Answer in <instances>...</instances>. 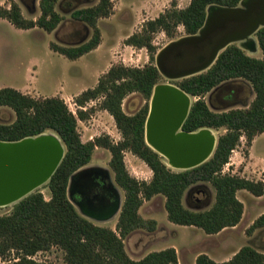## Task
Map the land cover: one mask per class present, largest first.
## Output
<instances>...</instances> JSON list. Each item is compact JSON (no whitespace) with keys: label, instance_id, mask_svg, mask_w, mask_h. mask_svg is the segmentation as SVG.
Masks as SVG:
<instances>
[{"label":"trees","instance_id":"16d2710c","mask_svg":"<svg viewBox=\"0 0 264 264\" xmlns=\"http://www.w3.org/2000/svg\"><path fill=\"white\" fill-rule=\"evenodd\" d=\"M9 1L11 7L0 5V18L8 19L19 29L39 27L52 32L63 21L57 10L61 0H40L41 15L36 20L25 18L20 5L14 0ZM241 1L191 0L184 8L173 1L171 7L148 20L140 32L125 40L127 45L146 48L150 55L149 63L143 67L113 65L100 77L96 87L83 91L77 99L78 103L84 104L104 95L101 108L114 117L123 136L118 143H113L109 136L82 141L78 117L61 97H34L12 87L0 88V107L8 106L16 113L14 121L0 123V140L18 141L54 131L66 147L61 164L47 184L51 198L46 200L41 191H35L15 204L9 214L0 215L1 259H7L9 264H52L38 261L33 256L39 251L59 247L65 252L67 264H179L174 247L150 252L138 260L131 258L125 247L124 239L132 232L156 229V220L144 219L139 210L145 200L158 194L166 197L168 219L173 223L196 226L207 234H217L241 222L244 203L237 192L247 190L257 197L263 196L264 181L224 173L223 170L243 136L251 144L255 136L264 133V27L256 32L262 57L252 56L242 47L231 44L221 51L208 70L173 81L189 96L198 98L190 108L184 131L226 129L219 136L209 160L190 169L174 171L145 138L149 100L155 87L166 79L155 63L158 48L153 42L154 34L163 31L175 37L180 26L186 35L196 34L204 26L210 6L235 7ZM113 10L114 0H99L94 6L73 9L72 18L92 28V36L78 46H62L53 42L51 49L70 59L80 58L96 49L101 43L98 20L110 17ZM236 79L251 84L255 97L250 106L212 110L204 96L223 83ZM133 93L141 94L146 103L138 112L129 115L123 110V101ZM88 115V112H79L80 119ZM98 146L111 152L109 165L125 192L115 230L82 215L68 197L70 177L91 161ZM126 150L151 168L153 177L150 181L139 180L130 174L124 161ZM203 183H209L215 190L213 206L206 210L187 208L183 201L185 193L192 186L199 187ZM261 228H264V213L253 222L248 233ZM13 251L15 256L11 257ZM196 264H264V252L253 245H245L228 261L218 262L201 253Z\"/></svg>","mask_w":264,"mask_h":264},{"label":"rangeland","instance_id":"374dc122","mask_svg":"<svg viewBox=\"0 0 264 264\" xmlns=\"http://www.w3.org/2000/svg\"><path fill=\"white\" fill-rule=\"evenodd\" d=\"M14 1L20 5L25 18L36 20L41 15L40 0L34 2L26 0L28 6L23 0ZM173 1L178 4V7L184 8L189 5L191 0H114L117 13L113 10L114 15L111 14V19L98 20L103 45L99 50H93L77 59H70L54 51L50 44L54 42L62 46H78L90 39L93 29L89 27V31H87L86 25L74 20L71 12L75 8L94 6L99 0H61L57 5V10L63 16V21L52 31L53 33L39 27L28 30L19 29L8 19L0 18V86L1 88L6 86L17 88L34 97H61L78 117V131L82 141L87 142L99 136H109L113 143H118L123 140V136L114 117L101 108L104 95L84 104L78 103V96L83 91L96 87L103 75L102 71L106 68L110 69L117 64L131 67H143L148 64L150 61L148 50L127 45L125 40L130 35L140 32L148 20L158 17L161 12L171 7ZM0 5L11 7V2L0 0ZM83 32L86 33L84 39L81 36ZM126 36L128 37L126 38ZM184 36H186L184 28L180 26L175 37H170L161 31L154 34L153 42L159 52L170 42ZM254 38L257 42L256 35ZM232 44L242 47L252 56L262 57V50L258 42L257 50H251L241 42ZM165 81L167 79L161 80V82ZM232 81H237L245 87L246 90L242 92L243 97L235 104L216 108L209 103L211 91L204 96V100L212 110L224 111L250 106L255 97L251 84L244 80ZM190 98L192 106L198 98L193 96ZM145 103L141 94L133 93L124 99L123 110L129 115H133ZM80 111L88 112V117L80 119ZM15 119L16 113L12 108L0 107V123H10ZM214 132L218 139L226 132V129L220 128ZM46 133L56 134L54 131ZM161 157L172 170H182L171 165L163 155ZM110 159L111 152L108 149L99 146L95 148L92 163L100 164L111 170ZM124 161L132 176L144 181L152 179L151 168L131 151L124 152ZM229 162H232L233 165L226 164L224 173L239 175L255 181H264V133L255 136L251 144L243 136ZM47 184L40 186L35 191H41L44 198L49 200L51 192ZM197 186H192L187 190L183 200L184 205L192 210L209 209L215 202L216 193L213 186L209 183ZM121 191L124 201L125 192ZM237 196L244 203V219L236 227L225 229L221 235L207 234L199 227L171 222L165 207L166 197L162 194L145 200L140 207V215L146 220H156L157 226L154 231L138 229L129 234L124 239L128 254L131 258L138 260L150 252L174 247L178 253L179 264H196V258L201 253H206L215 261L220 262L225 258L233 257L245 245H253L259 251L264 252V228L248 233L249 227L264 213V195L257 197L247 190H240ZM19 201L0 206V215L9 214ZM118 219L117 216L113 220L105 222L92 221L115 230ZM14 254L13 251L11 257H14ZM33 258L52 264H67L65 252L59 247L39 251ZM0 263L9 264V261L0 258Z\"/></svg>","mask_w":264,"mask_h":264},{"label":"water","instance_id":"95a60500","mask_svg":"<svg viewBox=\"0 0 264 264\" xmlns=\"http://www.w3.org/2000/svg\"><path fill=\"white\" fill-rule=\"evenodd\" d=\"M37 1V0H34ZM264 27V0H242L235 7L210 6L204 26L198 33L186 35L163 47L156 56V66L169 80H179L208 70L221 51L235 42L246 40L257 48L256 32ZM154 115L146 121V142L182 170L209 160L218 139L213 129L178 132L191 108L190 96L178 87L157 85ZM183 118L172 113L175 106ZM65 156V145L57 134L42 133L18 141L0 140V205L23 199L47 184ZM75 172L70 179L73 182Z\"/></svg>","mask_w":264,"mask_h":264},{"label":"flooded vegetation","instance_id":"af4514ba","mask_svg":"<svg viewBox=\"0 0 264 264\" xmlns=\"http://www.w3.org/2000/svg\"><path fill=\"white\" fill-rule=\"evenodd\" d=\"M23 2L27 5L26 0H23ZM86 30L89 31V28L87 27ZM81 36L83 39L86 38V33L83 32ZM173 81L175 80L167 79V81L161 82L158 85L177 87ZM244 90H246L245 87L239 82L227 81L210 93L209 103L216 108L235 104L243 97L242 92ZM244 96L246 97L247 93ZM152 98L153 95L149 100L148 118L150 115H154L157 106L158 98L156 97L154 102ZM174 109L169 115L173 114L174 117L183 118L184 111H182V107L180 108L179 105H176ZM183 125L178 132H186ZM92 159L87 165L76 171L80 172L75 176L72 183L69 181L68 197L78 211L88 219L98 222L113 220L117 216H120L123 208L124 201L121 191L123 189L117 183L115 173L111 167L112 171L100 164L92 163Z\"/></svg>","mask_w":264,"mask_h":264},{"label":"crops","instance_id":"0c3cea01","mask_svg":"<svg viewBox=\"0 0 264 264\" xmlns=\"http://www.w3.org/2000/svg\"><path fill=\"white\" fill-rule=\"evenodd\" d=\"M153 6V5H152ZM115 8H114V12H116V9H117V6H114ZM117 13V12H116ZM112 15H114V13L112 14ZM112 15H111V17H108L107 19H111L112 18ZM101 19H103V18H101ZM104 19H106V18H104ZM34 29H36V28H34ZM51 33H53V32H51ZM129 36V35H128ZM128 36H126V38L128 37ZM103 45V41H101V43H100V45L96 48V49H94V51H97V50H99V48L101 47ZM93 51V50H92ZM109 70V68H106L104 71H102V74H104V73H106L107 71ZM7 87V86H6ZM0 88H1V86H0ZM4 88V87H3ZM17 89V88H16ZM229 165H233V163L232 162H229ZM240 191V190H239ZM238 191V192H239ZM237 192V193H238ZM260 197H262V196H260ZM239 198V197H238ZM240 199V198H239ZM242 201V200H241ZM243 202V201H242ZM244 215H245V211H244V214H243V217H242V220L241 221H243V219H244ZM236 227V226H235ZM231 228H234V227H231ZM225 229H228V228H225ZM225 229H223L221 232H219V233H217V234H215V235H221L222 233H224V231H225ZM169 248V247H168ZM164 249H166V248H164ZM161 250H163V249H161ZM157 251H160V250H157ZM232 258V256L231 257H228V258H225V259H223V260H220V262H224V261H228V260H230Z\"/></svg>","mask_w":264,"mask_h":264},{"label":"bare ground","instance_id":"6f19581e","mask_svg":"<svg viewBox=\"0 0 264 264\" xmlns=\"http://www.w3.org/2000/svg\"><path fill=\"white\" fill-rule=\"evenodd\" d=\"M251 39L250 40H246L243 44L244 45H247L248 43H250Z\"/></svg>","mask_w":264,"mask_h":264}]
</instances>
